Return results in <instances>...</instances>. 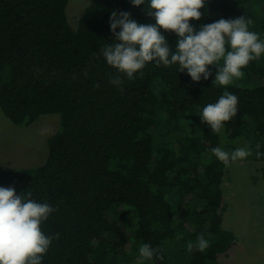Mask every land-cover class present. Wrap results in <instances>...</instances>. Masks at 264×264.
<instances>
[{
    "label": "trees",
    "instance_id": "trees-1",
    "mask_svg": "<svg viewBox=\"0 0 264 264\" xmlns=\"http://www.w3.org/2000/svg\"><path fill=\"white\" fill-rule=\"evenodd\" d=\"M68 4L0 0L1 109L21 127L60 115L42 164L0 166V186L56 209L43 230L59 239L44 264H137L143 243L164 256L145 264H221L238 237L222 226L227 166L211 149L248 144L253 160L264 161V57L229 86L213 84L215 66L194 82L186 71L149 64L121 90L98 53L114 42L111 13L154 19L130 0H91L73 28ZM201 12L197 28L250 17V30L264 38V0H207ZM165 35L175 45L176 35ZM224 87L238 97V114L217 135L199 114ZM201 233L210 247L189 251Z\"/></svg>",
    "mask_w": 264,
    "mask_h": 264
},
{
    "label": "clouds",
    "instance_id": "clouds-1",
    "mask_svg": "<svg viewBox=\"0 0 264 264\" xmlns=\"http://www.w3.org/2000/svg\"><path fill=\"white\" fill-rule=\"evenodd\" d=\"M130 2L134 7L145 6L154 23L143 24L130 12L113 11L109 24L114 42L103 44L98 52L106 65L115 70L114 75L110 74V83L121 90L125 79L134 80L149 64L175 67L178 73L186 71L194 82L209 79L213 75L209 66H215L213 84L229 86L243 78V69L251 62L264 57V38L250 30V17L220 18L197 28L192 21L201 20V9L207 0ZM168 31L176 35L175 45L166 38ZM237 114L238 97L224 87L223 94L204 106L199 115L213 134L222 135L225 122ZM211 153L225 166L245 161L253 154L248 144L231 151L217 146ZM55 211L49 203L32 198L29 191L17 195L15 188L0 186V264H44L53 241L59 239V234L53 236L43 230ZM209 247L210 241L203 233L188 243L189 251L195 248L205 252ZM138 253L137 264L164 259L159 247L149 243L141 244Z\"/></svg>",
    "mask_w": 264,
    "mask_h": 264
},
{
    "label": "rangeland",
    "instance_id": "rangeland-1",
    "mask_svg": "<svg viewBox=\"0 0 264 264\" xmlns=\"http://www.w3.org/2000/svg\"><path fill=\"white\" fill-rule=\"evenodd\" d=\"M90 4L91 0H69L67 14L73 28ZM59 127V114H44L31 126L21 127L0 107V166H39L47 157L49 137ZM263 167L264 161L251 156L226 167L222 226L237 235L238 244L220 257L221 264H264Z\"/></svg>",
    "mask_w": 264,
    "mask_h": 264
}]
</instances>
